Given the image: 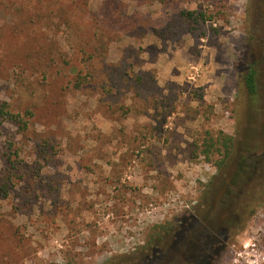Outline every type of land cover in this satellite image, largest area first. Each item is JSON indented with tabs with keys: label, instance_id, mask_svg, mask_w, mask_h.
I'll return each instance as SVG.
<instances>
[{
	"label": "rangeland",
	"instance_id": "1",
	"mask_svg": "<svg viewBox=\"0 0 264 264\" xmlns=\"http://www.w3.org/2000/svg\"><path fill=\"white\" fill-rule=\"evenodd\" d=\"M263 134L264 0H0V264H264Z\"/></svg>",
	"mask_w": 264,
	"mask_h": 264
},
{
	"label": "trees",
	"instance_id": "2",
	"mask_svg": "<svg viewBox=\"0 0 264 264\" xmlns=\"http://www.w3.org/2000/svg\"><path fill=\"white\" fill-rule=\"evenodd\" d=\"M256 81H255V72L250 70L246 76L244 77L243 81H242V89L244 90V97L246 99H248L249 97H254L255 93H256V85H255ZM4 116H8L9 118L13 117L12 115H10L7 111H5ZM15 120L17 117H13ZM264 136V134H263ZM264 140V138H263ZM219 143V148L217 147V144ZM208 149L206 151V153L208 154L210 152L211 148H216L218 155L220 152V148L224 149L225 153L224 156L221 158V161L217 162V168L218 169H222V166L224 168L228 167L229 163L231 162V158L235 155V151H234V146H233V138L230 135H222L216 138V139H210V143L208 144ZM205 153L206 158H208V155ZM242 162L238 161L237 164V173L234 174L232 176V180L231 183L233 185H236L237 183H239L241 180L240 178V174L241 173H246L248 179H250L249 181L244 180V182H246L244 185V191H249L253 192L254 190H258L259 187H262L261 190H263L264 192V164L257 168L256 170H247L249 168V165L247 163V165L244 162H247V158H242ZM221 166V167H220ZM255 168H256V164H255ZM247 170V171H246ZM261 174V175H259ZM261 176V177H260ZM213 245L215 244L214 242L212 243ZM216 250V247L214 248ZM205 258H207L206 254H201L200 257L198 259H194L193 260V264H206L208 260H206Z\"/></svg>",
	"mask_w": 264,
	"mask_h": 264
},
{
	"label": "flooded vegetation",
	"instance_id": "3",
	"mask_svg": "<svg viewBox=\"0 0 264 264\" xmlns=\"http://www.w3.org/2000/svg\"><path fill=\"white\" fill-rule=\"evenodd\" d=\"M217 243V242H216Z\"/></svg>",
	"mask_w": 264,
	"mask_h": 264
}]
</instances>
